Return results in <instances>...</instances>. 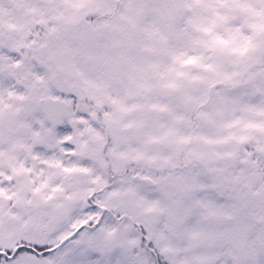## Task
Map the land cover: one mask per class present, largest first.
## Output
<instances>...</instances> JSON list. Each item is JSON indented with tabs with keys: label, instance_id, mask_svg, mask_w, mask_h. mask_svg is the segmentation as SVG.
<instances>
[{
	"label": "snow or ice",
	"instance_id": "6c2138e0",
	"mask_svg": "<svg viewBox=\"0 0 264 264\" xmlns=\"http://www.w3.org/2000/svg\"><path fill=\"white\" fill-rule=\"evenodd\" d=\"M0 264H264V0H0Z\"/></svg>",
	"mask_w": 264,
	"mask_h": 264
}]
</instances>
